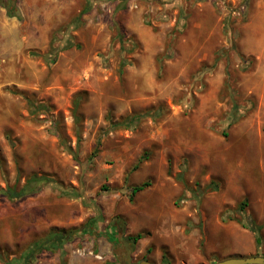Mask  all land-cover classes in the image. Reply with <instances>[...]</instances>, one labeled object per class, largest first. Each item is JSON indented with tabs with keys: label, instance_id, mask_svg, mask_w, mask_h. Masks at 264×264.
Instances as JSON below:
<instances>
[{
	"label": "rangeland",
	"instance_id": "1",
	"mask_svg": "<svg viewBox=\"0 0 264 264\" xmlns=\"http://www.w3.org/2000/svg\"><path fill=\"white\" fill-rule=\"evenodd\" d=\"M15 1L22 19L0 6V188L52 182L0 195V264L55 231L63 249L31 264H120L80 231L99 213L145 233L134 262L264 256V0Z\"/></svg>",
	"mask_w": 264,
	"mask_h": 264
},
{
	"label": "trees",
	"instance_id": "2",
	"mask_svg": "<svg viewBox=\"0 0 264 264\" xmlns=\"http://www.w3.org/2000/svg\"><path fill=\"white\" fill-rule=\"evenodd\" d=\"M0 6L5 8L7 11V14L9 17H16L18 19H22L21 14L18 11L16 1L15 0H0ZM87 10V9H86ZM85 10V11H86ZM83 11L82 14L85 13ZM124 65V64H123ZM26 100L28 101V104L31 108L30 112L34 117H38L40 113H49V108L45 103H38L26 95H23ZM78 107H79V101H76V109H75V118L76 121L79 123L80 117L78 114ZM139 118L137 116L131 117L128 121L125 122L128 126H131L138 120ZM55 132L56 135L60 138V140H64L61 133L59 132V129L57 127V124L54 123ZM99 153V147H96L92 156L95 157ZM143 162V158L139 161L138 165L134 168H138L140 164ZM52 182L51 179L46 177L45 175H38L34 174L31 177H29L26 180V183L21 187L18 188L17 186H8L7 188L3 189L0 188V195L8 198L11 201H16L23 199L31 194L38 193L41 189V187L46 184ZM151 185L150 181H145L140 185L131 186L129 187L130 190V201H134L135 197L142 191H144L147 187ZM108 186H104V189H108ZM93 205H95L93 203ZM97 208L98 206L95 205ZM247 206L246 201L242 202L240 205V210H244ZM102 217V213H99V215L93 219L90 220L88 224L80 228V231L84 234L93 235L94 233L97 235H107L108 239L113 243V246L116 245L117 235H118V225L123 228L121 221L117 220L116 222L112 223L108 227L103 224V221H99L98 219ZM105 226V227H103ZM244 228L250 229L253 234L255 235L256 243L258 246L262 245V235L260 234V228L259 227H248L245 224H243ZM103 228V230L101 229ZM101 229V230H100ZM124 229V228H123ZM126 234V233H125ZM128 241H130L132 244L138 243L141 239L145 237V233H138L136 235H127L125 236ZM66 236L63 232H51L47 237L40 239L37 242V247L33 252L23 254L21 257L17 259H13L10 261H7L6 264H31V260L36 258V252L42 249H46L51 252L57 251V249H63V244L66 242ZM256 255H259L256 253ZM167 256L164 255V259ZM60 264H68L67 260L61 259Z\"/></svg>",
	"mask_w": 264,
	"mask_h": 264
},
{
	"label": "water",
	"instance_id": "3",
	"mask_svg": "<svg viewBox=\"0 0 264 264\" xmlns=\"http://www.w3.org/2000/svg\"><path fill=\"white\" fill-rule=\"evenodd\" d=\"M125 236L126 235L124 229L118 225V235L116 245L113 248V252L120 264H156L149 260L134 262V245L130 241H128ZM211 264H264V256H235L215 261Z\"/></svg>",
	"mask_w": 264,
	"mask_h": 264
},
{
	"label": "flooded vegetation",
	"instance_id": "4",
	"mask_svg": "<svg viewBox=\"0 0 264 264\" xmlns=\"http://www.w3.org/2000/svg\"><path fill=\"white\" fill-rule=\"evenodd\" d=\"M84 235H86V234H84Z\"/></svg>",
	"mask_w": 264,
	"mask_h": 264
}]
</instances>
